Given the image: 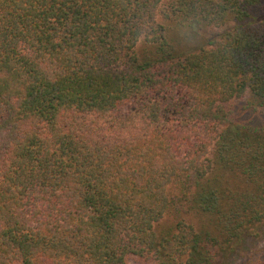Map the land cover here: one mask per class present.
<instances>
[{
	"label": "trees",
	"instance_id": "trees-1",
	"mask_svg": "<svg viewBox=\"0 0 264 264\" xmlns=\"http://www.w3.org/2000/svg\"><path fill=\"white\" fill-rule=\"evenodd\" d=\"M261 226L264 0H0V264H229Z\"/></svg>",
	"mask_w": 264,
	"mask_h": 264
},
{
	"label": "rangeland",
	"instance_id": "rangeland-1",
	"mask_svg": "<svg viewBox=\"0 0 264 264\" xmlns=\"http://www.w3.org/2000/svg\"><path fill=\"white\" fill-rule=\"evenodd\" d=\"M217 32L216 29H203L196 30L191 28L190 26L183 24L178 25L168 32V38L171 43L177 45L178 49H181V52L184 51H192L197 49L198 47L204 45L208 39L213 37V35ZM141 39L136 44V50L138 52L141 51ZM237 120L243 124H258L260 119L255 116L253 112L247 109H240L238 111ZM165 219H162L161 222H164ZM264 245V226H261L259 229V235L256 238H246L243 243L244 250H256ZM243 248H240L239 251L236 252L234 257L230 258L229 264H239L242 260L241 251Z\"/></svg>",
	"mask_w": 264,
	"mask_h": 264
}]
</instances>
